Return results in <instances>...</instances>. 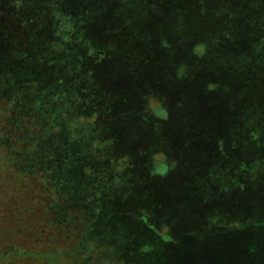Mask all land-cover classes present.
<instances>
[{
	"label": "rangeland",
	"instance_id": "1",
	"mask_svg": "<svg viewBox=\"0 0 264 264\" xmlns=\"http://www.w3.org/2000/svg\"><path fill=\"white\" fill-rule=\"evenodd\" d=\"M118 1L0 0V264H264V0Z\"/></svg>",
	"mask_w": 264,
	"mask_h": 264
},
{
	"label": "trees",
	"instance_id": "2",
	"mask_svg": "<svg viewBox=\"0 0 264 264\" xmlns=\"http://www.w3.org/2000/svg\"><path fill=\"white\" fill-rule=\"evenodd\" d=\"M57 1H59V0H57ZM96 1L97 0H86V5L88 6V8L87 9H83L82 8L81 11H85L86 10L87 14L85 12L84 15H83V17H80V15L77 14V10L78 9H76V8H70V14L73 15V16H75V17H78L79 19H83L84 20L87 16L90 15V13H91L90 10H92V8H94L96 6V4H97ZM103 2H105L106 4H117L119 1L118 0H103ZM111 25H112V22H111ZM111 25H109V26H111ZM54 26L55 25H53V27ZM57 29L58 28L55 27L54 33H57ZM37 43H40L39 40H37ZM61 81H63V80H61Z\"/></svg>",
	"mask_w": 264,
	"mask_h": 264
}]
</instances>
